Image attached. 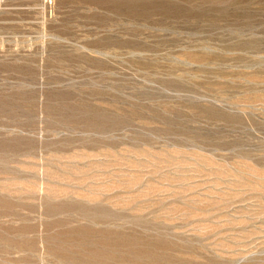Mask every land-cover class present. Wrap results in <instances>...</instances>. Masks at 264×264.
Returning <instances> with one entry per match:
<instances>
[{"label": "rangeland", "instance_id": "1", "mask_svg": "<svg viewBox=\"0 0 264 264\" xmlns=\"http://www.w3.org/2000/svg\"><path fill=\"white\" fill-rule=\"evenodd\" d=\"M0 264H264V0H0Z\"/></svg>", "mask_w": 264, "mask_h": 264}]
</instances>
